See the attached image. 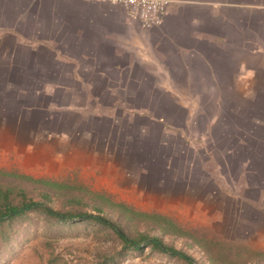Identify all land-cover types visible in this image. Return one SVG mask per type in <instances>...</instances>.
Here are the masks:
<instances>
[{
    "label": "crops",
    "instance_id": "0c3cea01",
    "mask_svg": "<svg viewBox=\"0 0 264 264\" xmlns=\"http://www.w3.org/2000/svg\"><path fill=\"white\" fill-rule=\"evenodd\" d=\"M262 87L264 0H178L152 29L119 6L0 0V169H110L114 121L146 103L192 117Z\"/></svg>",
    "mask_w": 264,
    "mask_h": 264
},
{
    "label": "rangeland",
    "instance_id": "374dc122",
    "mask_svg": "<svg viewBox=\"0 0 264 264\" xmlns=\"http://www.w3.org/2000/svg\"><path fill=\"white\" fill-rule=\"evenodd\" d=\"M252 92L249 101L201 102L192 117L169 104L146 103L144 115L133 105L142 115L114 121L113 168L5 167L1 191L15 206L32 201L62 214L98 215L97 206L128 237L158 238L197 264H264V87ZM118 205L169 223L129 219ZM79 221L21 214L0 227L9 236L0 264H186L171 250L126 249L105 226Z\"/></svg>",
    "mask_w": 264,
    "mask_h": 264
},
{
    "label": "trees",
    "instance_id": "16d2710c",
    "mask_svg": "<svg viewBox=\"0 0 264 264\" xmlns=\"http://www.w3.org/2000/svg\"><path fill=\"white\" fill-rule=\"evenodd\" d=\"M16 176L22 177L32 182H37V183L42 182L41 180L33 181L24 175H16ZM47 185H50V183H47ZM1 188L2 187L0 186V227L11 220H14L16 217L20 216L21 214L38 210L44 212L49 216L55 217L59 221H62L67 224H75L77 222H80L79 220L83 222L82 220H87V219L95 221L97 224L105 226L106 228L110 229L115 235H117L120 241L122 242L123 247L126 249L137 251V250H142L143 247L150 246L152 249L158 250L163 253L170 252L171 250L167 248L165 245H163L161 240L158 238H154V237L148 238L147 236H142V235L139 238L128 237L115 224L111 223L109 220L103 217H100V213L102 212V210L99 209V207L97 206L93 207L94 208L93 210L96 211L98 215H91V214L85 215V213L84 214L57 213L47 206L32 201H28V202L23 201L20 206H15L10 201L9 195H7L6 192L1 191ZM102 199L103 201H106L104 198ZM118 207L124 211L123 213L126 214L127 218L129 219H131L132 216H136V215L143 216L148 220H152L154 223H158L159 225H161L162 228H164L163 224L169 223L168 221H165V219L161 216L135 213L131 209L123 205H118ZM162 230L165 231L164 229ZM8 237L9 236L7 234H5L3 231L2 232L0 231V242L4 241ZM171 252L174 256L178 257L186 264H197L194 259H192L191 257L187 256L184 253L173 250H171Z\"/></svg>",
    "mask_w": 264,
    "mask_h": 264
},
{
    "label": "built area",
    "instance_id": "2783aa9c",
    "mask_svg": "<svg viewBox=\"0 0 264 264\" xmlns=\"http://www.w3.org/2000/svg\"><path fill=\"white\" fill-rule=\"evenodd\" d=\"M121 7L131 23L143 29L159 27L170 7L178 0H83Z\"/></svg>",
    "mask_w": 264,
    "mask_h": 264
}]
</instances>
